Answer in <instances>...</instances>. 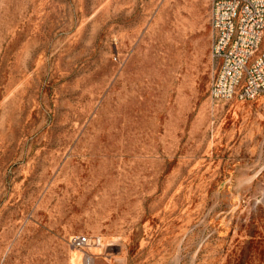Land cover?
Wrapping results in <instances>:
<instances>
[{
	"label": "rangeland",
	"instance_id": "374dc122",
	"mask_svg": "<svg viewBox=\"0 0 264 264\" xmlns=\"http://www.w3.org/2000/svg\"><path fill=\"white\" fill-rule=\"evenodd\" d=\"M210 0H0V264H264V93L213 104Z\"/></svg>",
	"mask_w": 264,
	"mask_h": 264
},
{
	"label": "built area",
	"instance_id": "2783aa9c",
	"mask_svg": "<svg viewBox=\"0 0 264 264\" xmlns=\"http://www.w3.org/2000/svg\"><path fill=\"white\" fill-rule=\"evenodd\" d=\"M211 57L218 68L210 84L213 104L237 97L252 100L264 93V0H210ZM73 249L93 264L92 248L102 237L73 234Z\"/></svg>",
	"mask_w": 264,
	"mask_h": 264
}]
</instances>
